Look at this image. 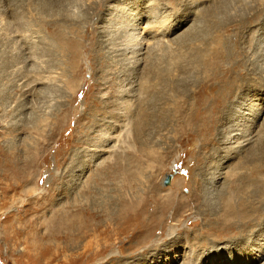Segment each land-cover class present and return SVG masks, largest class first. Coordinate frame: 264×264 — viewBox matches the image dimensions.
<instances>
[{"label": "rangeland", "instance_id": "374dc122", "mask_svg": "<svg viewBox=\"0 0 264 264\" xmlns=\"http://www.w3.org/2000/svg\"><path fill=\"white\" fill-rule=\"evenodd\" d=\"M255 1L0 0V264H44V248L62 254L55 264H208V258L241 264L253 257V224L244 234L240 226L225 234L210 225L216 202L224 201L211 199L209 180L221 167V187L234 184L229 172L247 176L251 168L245 154L225 164L222 137L248 101L264 103L252 66L264 59V0ZM116 6L122 8L115 14L118 30L106 15ZM138 17L142 28L162 21L161 31L167 29L164 40H151L147 57L164 67L178 63L171 77L153 73L149 92L145 71H135L125 51H115L137 43L134 35L124 40L123 28L136 26ZM215 57L235 70L227 85L208 70ZM130 79L138 83L136 99L122 105L120 92ZM196 115H203L200 123L191 120ZM196 186L207 211L199 217L191 200ZM254 191L253 185L237 188L244 200H254ZM163 197L170 203L162 214ZM77 203L85 222L75 238L101 251V258L74 251L66 263L61 251L69 245L61 240L33 256V238ZM160 214L179 225L177 246L163 245L170 239L164 222H153L142 242ZM157 244L163 246L154 249Z\"/></svg>", "mask_w": 264, "mask_h": 264}, {"label": "bare ground", "instance_id": "6f19581e", "mask_svg": "<svg viewBox=\"0 0 264 264\" xmlns=\"http://www.w3.org/2000/svg\"><path fill=\"white\" fill-rule=\"evenodd\" d=\"M203 1H206V0H196V3L201 4ZM238 1L241 3H244V4H246V3L252 4V2H254V3L256 2L255 0H238ZM108 10L109 11L106 14L108 16L107 22H109L110 20L112 21L111 23L117 22V30H118L119 29L118 24L120 22V18H118V17L115 18V14L117 11L122 10V8L116 6V7L109 8ZM124 13H128V15H130L129 12L124 11ZM138 14L140 15V12ZM142 16H144L143 13L141 14L140 17H142ZM162 17H164V16H162ZM134 22L136 23V26L125 24V26L123 28V32H124L123 36L125 38L124 40L126 41V37H128L130 35H132V36L134 35V37H136V39H137V43L132 44L134 46H126L124 48L121 46L123 49H115V48L114 49L117 52L120 50L121 51L123 50L122 53L120 51L121 54H123V52L125 51V54H127L126 58L129 56L128 58L130 60L132 59V61H128V62L133 63L132 67L135 68V71L137 69V72H138V69L140 70V68L145 71V77H144L145 90L147 92H149L148 90L153 88V86H152L153 73L155 74L158 72L157 74H164L163 77H166V78L168 76L171 77V76H173L172 74L174 72V69L178 68L177 67L178 63L173 61L174 59H172L169 62L170 64H168L169 66L164 67L165 65H162V64L158 63L156 60H154L150 57H147V53L145 52V50L150 46L152 39H155V38L158 39V37H161L164 40L165 35L167 33V29H164L163 31H161L162 30L161 28H164V26H163L164 23L162 21L157 23L158 24L157 27H149V28H147V27L142 28L141 27V24L144 21L139 19V17ZM120 39H122V38H120ZM136 39H135V41H136ZM160 40H158V41H160ZM11 44H14V41L11 42ZM23 44L25 45L26 42H24ZM128 44H129V42H128ZM106 46H108V45H106ZM23 51H24V49H23ZM23 51H22V55L24 58ZM25 54L27 56L26 59H28V57L31 55V48H27L25 50ZM124 55H120L121 59H122V56H124ZM262 56L263 55H261V57ZM172 61H173V63H172ZM118 63L120 64V62H118ZM255 63H256V72H257L256 74L260 75V77L257 78V85H259V87L261 88V91L264 92V59H262V58L257 59L254 63H252V66H254ZM259 63L261 65V67H257V65H259ZM123 64H121V65H123ZM151 64L153 67L151 66ZM156 64H157V67H156ZM207 67H208V70L214 75V80L217 83L219 81H221L222 85L228 84V82L230 81V78L232 76V73L235 71L233 67L224 66L223 59L221 60L219 57H215L214 59L208 60ZM127 68H124V69L127 70ZM131 73L127 72L125 74H129V77H131L135 74V72H131ZM182 74L185 75V83L190 81L188 73L181 72V75ZM133 80L134 79H130V81H127L128 84L126 86H129V87H125V89H122V91L120 92L122 99H119V100H121L120 104H122V105L124 103H126V101L128 99L131 100L132 98L135 97L134 96L135 92L133 91V89L136 87V85L138 83H136V81H133ZM173 82H174V80H173ZM122 83H123V81H122ZM176 83L180 84L178 81H176L174 84H176ZM137 87H138V85H137ZM235 87H236V84H235L234 88ZM207 89H208V86H207ZM27 93H29V92L27 91ZM202 95L203 94H201V92H200L199 97ZM134 99H136V98H134ZM134 99H132V100H134ZM163 99H165V97H163L161 100H163ZM124 105H126V104H124ZM263 115H264V103L258 104V103L253 102L252 100L248 101L247 105H245L241 110H238V115H235L237 118L236 119L234 118V120H232V122L230 124V128L225 133V135L222 137L223 146H224L222 151H224L223 153H225L222 156V159L224 158L223 161H225V164H227V163H229V160L231 158L232 159L238 158L239 156H243L245 154L244 159L246 160V163L248 165H250V167H251L249 169V171L247 172V176H245L244 174H241L240 171L234 172V174H233V171H231V172H229L230 173L229 176H232V178L233 177L235 178V183L234 184H230V183L228 184L227 183L221 187L220 180H222L224 178L223 176L225 174L223 172V169H221V167H219V168H217V170H215L214 173H212V175H211L212 179L210 178V180H209L210 181L209 182L210 189L214 190L213 192H210L211 199L212 198L215 199V202H216V199H220L221 201H224V203L223 202L220 203L219 201L216 202V209H215L216 211H214V213H213V214H215L214 215L215 217H214V220H212V221L210 220L211 221L210 225L212 226V224H214L216 226L218 224L220 227H215V228L224 230L225 234L226 233L228 234V232L232 233V231L235 228L237 229L238 226H240V228H242L241 234L248 232L251 228H253V225L256 228L254 238L256 239L255 240V246L257 247V250L252 251V253H254V254H253V257L251 259L245 258L246 260H243V262L241 264H262V262L264 261V232H262V234L260 233L262 231V228L264 227V221H263V218H264V124L259 123L260 120L262 119ZM202 117H203V115H196V117L193 119L191 118V120L193 122L200 123L202 121ZM236 182H238V184H236ZM232 185H235V186H232ZM243 185L249 186V187H250V185L254 186V188H255V191L253 192V195L255 196L254 200L253 199L244 200L243 197L241 198L238 196L239 194H237V188L240 186H243ZM204 190L207 191V189H204ZM201 199H202V197L199 193V189L196 186L195 191L192 194L191 200H194L195 203H198L197 205L199 206V210H198L199 212H197V213L194 212V214H195L194 217H196V216L199 217V214L203 215L202 214L203 210L201 211L202 208H200L201 207ZM211 199H210V201H211ZM235 200H239V202H238L239 204L236 203ZM257 200H259V201L255 202ZM171 201H172V199H171ZM165 202L170 203V200L164 199V197H163V199L160 200V202H159L160 204L158 205V206H160L159 209L161 210L162 214H163V211L166 209V206H167V204L165 205ZM183 202H184V200L178 201V203L180 204L179 207H181V206L184 207ZM245 203H247V204H245ZM70 205L71 206L69 207V210H65L64 213L61 212V213H59V215L50 219L51 220L50 221V228L51 229L48 227L50 229V231L48 233H46V234L44 233L42 235H36L35 237L33 236L34 237L33 242L29 243V245H30L29 250L33 253V256L38 255V253L40 251L39 248L42 249V245H46V246H49L51 244L57 245L59 243V240H61V241L67 242L69 245L68 247L66 246L67 249L65 248V250L63 251V249H64L63 248L61 251L62 253H66L65 256L62 257V258H64L62 260H64L66 263L70 257L72 258V256H74V251L79 252L78 254H82L79 256H84V255H86V253L91 252L88 254V257H86L87 259H90V260L93 258L95 260L96 259L99 260L101 258V256L103 255L101 251H98L95 248H94L95 249V251H94V250H92V247H90L88 245H83L84 244L83 242H81V241L77 240V238H75L76 232L81 233L83 231L82 227L84 226L83 221L85 220L84 219L85 218L84 217L85 210L80 203H77V205L76 204H73V205L70 204ZM210 205H211V202H210ZM137 206H138L137 203L134 202L132 207L134 209H136ZM203 208H204V206H203ZM203 212H207V211L204 209ZM176 217L177 216L173 217L172 220L173 221L177 220ZM164 219H163V215H161V214L159 216L155 215L154 218L151 219L150 226L146 230L147 232L144 233L148 236H146V235H145V237H144V235L142 236V242L143 243L146 242V240L149 238V235L151 236L150 233L152 232L153 226L155 225V224H153V222H156V223L164 222V223H167L166 226L167 225L170 226V230L168 233V238H170V239L169 240L167 239L169 241V243L165 242V243H163V245L165 244V246H167L168 244L171 245V243L175 244L176 246L178 245L176 242L179 239L173 238V237H174L175 231L177 230L176 228H178L179 225L171 224L172 221H170V219H168L166 217H164ZM220 234L224 235L223 233H220ZM80 238H82V236L79 237L78 239H80ZM89 240H91V239H89ZM95 240H96V238H95ZM243 241L245 242L244 243V245L246 247L245 249H249V247L252 245L251 241H246L245 238L243 239ZM70 242L72 244H70ZM90 242H92V241H90ZM90 242H89V244H90ZM94 245H96V244H94ZM163 245L157 244L156 247H154L155 245H153L152 247H149L148 250L152 249L153 247H154V249H157L158 246H163ZM43 250H44V252H42V255H43L42 260L44 258L43 263L44 264H55V262L57 260L56 259L57 254H58L57 251L54 252V249H47V248H44ZM148 250H145V252ZM26 251H27V249H26ZM110 252H111V258H112L114 251L110 250ZM61 255H62L61 253L58 254L59 257H61ZM59 260L60 259H58V261ZM76 260H78V259H76ZM76 260H74V261H76ZM207 261H208V264H218V263L214 262L212 258H208ZM105 262H102L99 260L98 264H104ZM233 264H237V263H233Z\"/></svg>", "mask_w": 264, "mask_h": 264}, {"label": "water", "instance_id": "95a60500", "mask_svg": "<svg viewBox=\"0 0 264 264\" xmlns=\"http://www.w3.org/2000/svg\"><path fill=\"white\" fill-rule=\"evenodd\" d=\"M171 176H168L166 180L164 181V185H168L170 183Z\"/></svg>", "mask_w": 264, "mask_h": 264}]
</instances>
